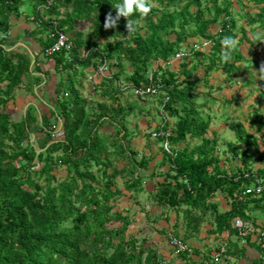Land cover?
<instances>
[{"label":"trees","instance_id":"16d2710c","mask_svg":"<svg viewBox=\"0 0 264 264\" xmlns=\"http://www.w3.org/2000/svg\"><path fill=\"white\" fill-rule=\"evenodd\" d=\"M47 1L50 0H0V264H161L156 250L146 244L145 238L138 240L131 235L125 237V225L129 223L127 218L110 214V200L122 194L121 189L115 186V179L125 176L124 167H113V162L124 161L132 167L144 168L149 161L141 158L137 162L128 144L124 147L122 143L118 144L119 149L112 153L105 151L106 143L117 145L118 142L112 140L113 135L126 139L124 128L118 124L109 136L98 135L105 118L104 112L88 114L77 92L82 80L77 77L76 68L97 67L96 62L91 63L95 58L105 65L104 59L111 57L112 52H116V56L128 63V80L133 86L144 88L148 85H161V105L164 97H168L163 111L175 118L169 132L167 120L153 130L163 131L166 135L156 139L161 142V147L167 140L170 153L161 148L162 162L159 165L167 164L168 169L162 174V181L148 194L151 204L164 213L166 210L173 211V232L178 228V220H182L186 240L179 238L184 242L197 235L204 223L213 226L211 233L215 237L225 232L239 238L233 228V220L240 218L248 222V212L264 209V195L242 194L253 184L254 176L264 188V169L253 174L250 167L252 157L248 155V150L255 138L246 134L240 125L233 128L235 141L243 143L244 147L238 149L232 143H228L227 147L233 157L241 162L242 169L228 175L215 154L216 139L205 137L210 120L202 116L200 109L203 106L192 96L195 82L190 79L191 72L183 66L180 75L184 80L180 81L172 69L160 63L181 49L189 39L205 36L211 42V47L207 52V64L200 61L205 68L204 83L207 84L206 78L213 70H223L225 81H230L237 75L238 64L246 61L238 43L231 50L230 59H222L225 48L222 39L231 36L237 40L234 33L236 22L229 11L230 3L221 7L216 0H212L213 14L207 19L203 18L197 0H194L197 8L193 12L186 8V4L180 11H163L156 20L152 18L155 12L152 7L147 16L141 17L134 12L128 18L121 16L115 27L105 28L106 18L109 14L115 17L114 7L120 0ZM190 1L150 0L166 10L170 6ZM248 1L256 8V14L247 17L246 24H257L264 29V0ZM30 2L32 24L37 25L30 31L31 35L40 36L46 32L44 41L40 42L39 52L44 54L54 42L50 35L55 29L70 35L72 50L68 54L70 60L63 50L48 56L53 60L58 74H64L66 79L65 84L59 81L54 90L61 97L58 112L51 111L49 117L41 115L38 118L32 108H27L19 121H12L4 107L12 100L14 89L23 82L27 86L37 81L38 78L33 76L36 71L41 74L35 68L37 57L32 51L28 52L24 45L19 44L17 48L8 50L18 44L16 40L9 39L12 27L10 21L12 17H18L24 4ZM128 19H143L147 23L146 31L140 33L138 24L136 31L129 32ZM82 22L91 25L86 40L82 39L77 30ZM217 23L218 31L211 34L210 27ZM189 24L193 25V30L185 32ZM176 27L181 31L176 32ZM193 53L203 56L201 52L191 51L182 61L189 60ZM150 63H154V68L157 65L150 73L151 79L147 75ZM248 82L246 80L245 84ZM105 89L101 92L115 103L113 113L127 115L129 109L122 107L120 99L112 97L110 90ZM208 89L220 90L219 87L211 86ZM51 118L56 119V123L57 120L61 121L62 140L52 141V132L56 126L50 123ZM36 124L40 125L39 132L43 135L37 141L38 146L40 149L45 148L40 153L36 152L29 141L31 128ZM249 124L264 134V110L256 113ZM194 140L199 143L175 148L185 142L192 144ZM23 143L26 145L22 147ZM55 149L62 151L60 161L66 165L71 179L81 181L79 190L74 182H62L55 187H50L48 183L41 186L34 182L32 174L36 173V163L47 161L48 153ZM44 153L46 156L42 159ZM18 161L23 164H18ZM43 171L44 167L40 169V172ZM53 179L50 177V180ZM100 180L104 181L102 187L98 186ZM139 186L140 179L134 177L127 180L123 189L137 192ZM219 193H225L231 198L230 208L226 212L218 211L214 203ZM239 194L243 196L238 198ZM163 217L167 218L165 214ZM67 220L69 226L65 227L62 224ZM117 221L122 222L121 228H106L107 222ZM171 233L167 237L173 235ZM229 250L233 257L244 255L242 249H237L236 242L229 245ZM191 251L180 254L191 256L194 252L192 248Z\"/></svg>","mask_w":264,"mask_h":264},{"label":"rangeland","instance_id":"374dc122","mask_svg":"<svg viewBox=\"0 0 264 264\" xmlns=\"http://www.w3.org/2000/svg\"><path fill=\"white\" fill-rule=\"evenodd\" d=\"M197 1L203 11V18H211L213 14L212 0ZM49 2L51 3V0ZM216 2L221 7L228 4V2L230 3V16L236 22L234 29V33L237 36L236 44L238 43V48L246 61L238 64L237 75H234L230 81H225V72L223 70L210 71L206 78L207 85L204 83L203 78L205 68L200 63L207 64L208 62L209 56L207 52L209 51L208 47H211V44H209L205 51L201 52L203 56H200L198 53L191 54L189 60L182 61L181 63L177 62V65L174 64L172 72L178 76L180 81L184 80L183 76L180 75L183 66L186 67V71L191 72L190 79L195 82L192 96L200 106H203L200 109L202 116L210 120L209 129L205 137L216 139L215 154L220 160V166L226 170L228 175L235 174L237 169H242L241 162L233 157L227 147L228 143L234 144L238 149L244 147L243 143L235 141L233 131L236 125H240L246 134L255 138V142L248 150V155L252 157L250 164L251 172L256 174L259 170L264 169V134L251 127L249 121L256 113H262L264 110V29L260 28L257 24H246L247 17H254L256 14V8L251 1L216 0ZM186 4V8L190 12H193L197 8L194 0L189 3L177 4L174 7L170 6L167 10L160 7L157 3H152L155 8L152 18L156 20L157 16L163 11L170 12L173 9L180 11ZM30 5L31 2L24 4L20 8L18 17H12L10 21L12 27L9 33L13 37L11 36L9 39L11 41L16 40L18 44L8 49L12 50L14 47L17 48L19 44H22L28 52L32 51V54L37 57L35 59V68H38L41 74L36 73L37 71L33 74V76L38 78L37 81L34 80L32 82L33 85L26 86L25 82H23L22 85L14 89L12 100L4 107V111L12 121H19L27 108H32L38 118L41 115L49 117L51 111L56 110L58 112V104L61 101V97L56 95L54 90L59 81L62 84L66 83L64 74H58L55 70L53 60L39 52L41 47L40 42L44 41L46 32L40 36L31 35L30 31L33 30L36 24H32L33 17H30L31 15L29 14ZM179 21L178 19L177 22ZM138 24L140 26V33L145 32V25L147 23L142 19L139 20ZM175 29L176 32L181 31L179 27ZM77 30L82 35V39L86 40L91 32V25L87 22H82L77 26ZM184 30L185 32H191L193 25L189 24ZM217 31L218 23L212 25L209 30L211 34ZM67 36L70 38V35ZM189 41L199 43L207 40L205 36H196L189 39ZM100 43L101 45L103 44V42ZM116 54V52H112L111 57H106L104 59L105 65L100 64L97 60L98 58H95L91 60V63L96 62L98 64L97 67L76 68L77 77L82 80L77 92L86 112L93 115L103 111L105 115L98 135L103 137L109 136L113 132L114 126L118 124L123 126L126 133V139L120 138L116 134L113 135L112 140L118 143L115 146H111L110 142L106 143L105 151L112 153L116 149H119L118 144L122 143V147L128 144V149L133 153V158L137 162L141 158H143L142 160H146V162H150H147L144 168L132 167L130 164H125L124 161L113 162V167L120 169L124 167L125 176L121 179H115V186L121 189L122 194L118 198L110 200L112 206L110 214L116 217L127 218L129 223L125 225V237L131 235L138 240L145 238L146 244L156 250L161 264H214L209 255L212 247H209L208 244L213 242L216 245L218 243H214L215 240H212V237L206 236V232H208L207 223L202 224L197 235H193L192 238L186 241L187 244L192 246L191 248L194 251L191 256L176 253L168 244L167 236L171 232L174 236L186 240L184 238L185 229L180 219L177 222L178 228L173 232L171 226L174 217L173 211L166 210L164 213L159 207L150 202L149 192H152L157 183L162 181V174L168 169L167 164L159 165L162 162L161 148L163 145L161 147V142L152 137L151 134L165 120L169 124L167 129L169 132L175 118H171L164 111H161L160 97L154 99L146 96H134L132 88L136 86H133L128 80V74L130 73L128 63L122 57L116 56ZM197 61L198 63L196 64ZM153 68L154 63H150L147 67L149 71L147 73L148 76H150ZM99 69L103 71L98 73ZM246 80L249 81L247 84H245ZM209 86L211 88L219 87L220 90L210 91L208 89ZM104 87L106 88L105 90H110L112 97L120 99L122 107L129 109L127 115L120 116V114L113 113L115 103L112 101V98H108L106 94L101 92ZM55 121L56 119H50V123L56 126V129L52 132V141H59L63 139L61 135V121L57 120V123ZM39 129L40 125H33L29 137V141L37 153L43 152L45 149H40L37 143L42 135ZM198 143L199 141L194 140L192 144L191 142H185L184 145L180 144L175 148L181 149L185 145L191 146ZM25 145L26 143H23L22 147ZM48 154L47 161L36 163V173L32 174L34 182H37L41 186H46L45 184L48 183L50 187H55L62 182H74L78 185L79 190L81 181L72 180L66 169V165L60 161L62 151L55 149ZM45 156L46 154L44 153L42 159ZM18 164H23V162L18 161ZM42 167H44V171L40 172ZM93 170L95 171L96 168H93ZM108 172H110V169ZM97 176L99 177L98 173ZM50 177L54 179L50 180ZM134 177L140 179V186L137 192L123 189V185L127 180L129 181L130 178ZM103 183V180L98 181V186L102 187ZM242 196V194L241 196L239 194L238 198ZM216 198L219 203V211L226 210L228 205H230L231 198L227 194L219 193ZM161 212L163 213L161 214ZM258 213L263 217L264 209L258 211ZM164 214L167 216L166 219L163 217ZM62 225L68 227L69 221L63 222ZM122 226L121 221L106 223V228L109 230H116ZM246 238L248 237H239V240L242 241V244H246ZM243 257L245 256L243 255ZM228 261L230 264H235L231 260Z\"/></svg>","mask_w":264,"mask_h":264},{"label":"built area","instance_id":"2783aa9c","mask_svg":"<svg viewBox=\"0 0 264 264\" xmlns=\"http://www.w3.org/2000/svg\"><path fill=\"white\" fill-rule=\"evenodd\" d=\"M50 3L49 1H47ZM42 8L39 10L41 11ZM42 12V11H41ZM45 20V17H44ZM55 24V23H53ZM55 35V37L53 36ZM50 37L54 38V42L45 50L44 54L46 56H51L52 54L58 53L60 51H65L67 53V59L70 60L68 54L72 50V42L69 39V37L58 30H54L53 34L50 35ZM211 44L210 41H202L199 43H193L189 40L185 42L182 45V48L179 49L177 52H175L172 56H170L166 61L160 62L162 65H165L169 70H171L174 67V64L177 65V62H180L191 53V51L195 52H203L205 51L206 47ZM209 48V47H208ZM9 50V49H8ZM104 65V64H103ZM157 65H155L156 69ZM100 68V67H99ZM103 70L99 69L98 73H101ZM149 79L152 78L151 74L148 76ZM133 94L134 96H146L148 98H158L161 97L163 92L161 91V85L157 84L155 86L148 85L144 88H136L133 87ZM168 100V97L165 96L164 100L162 102V105L160 107L161 111H163V105ZM152 137H166L163 132H152ZM163 149L166 153H170V148L168 146L167 140L163 143ZM172 154V153H171ZM245 176H248L246 174ZM242 194H251L255 196L264 195V188L261 184V181L254 176V182L251 186L247 187ZM233 228L237 231V236L242 237H248L249 241L254 243L258 249V257H257V263L256 264H264V221L260 225L254 227L250 223L243 221L240 218H236L233 220ZM168 244L172 249L175 250L176 253H182V252H188L191 253L190 246L182 241L180 238L175 237L173 235H170L168 237ZM212 263L214 264H221L222 262H227L229 257L227 255L226 250V242L219 243L218 249L211 254Z\"/></svg>","mask_w":264,"mask_h":264},{"label":"crops","instance_id":"0c3cea01","mask_svg":"<svg viewBox=\"0 0 264 264\" xmlns=\"http://www.w3.org/2000/svg\"><path fill=\"white\" fill-rule=\"evenodd\" d=\"M11 36L12 35L10 34V37ZM181 144L184 145L183 143H181ZM214 203L218 207L219 203L217 202V198L214 199ZM229 208H230V205H228V208L226 210L220 211V212H226V211L229 210ZM218 211H219V207H218ZM247 215L250 218L249 219L250 222L248 221V223H250V224L252 223L254 227L260 225L264 221V216L262 217L258 212L254 211V210L248 212ZM173 221H174V217H173ZM173 221H172V223H173ZM207 225H208V228H207V231L208 232H206V236L208 235V236L212 237V240H215L214 243L215 242L218 243L216 245L213 244V242H211V244H208L209 247H212L210 249V251H209L210 257H211V254H213V252L218 249L219 243L226 242V250H227V255L229 257L228 260H231V262L233 261L235 264H256L257 263L258 249H257V247H256V245L254 243H252L251 241H249L250 243L242 244V241H240L239 238H236V236H234V235H232V236L230 235L229 236L225 232L222 233L219 237L216 238L215 235L213 233H211V230H212L213 226L210 225V224H208V223H207ZM234 242H236L237 249H239V250L242 249L243 250V253H244V256L245 257H243V258L242 257H239V259H237L236 257H233L230 254V250H228V248H229V245L230 244L232 245ZM190 247H192V246H190ZM244 248H246V249H244ZM221 264H230V262L229 261L226 262V263L225 262H222Z\"/></svg>","mask_w":264,"mask_h":264},{"label":"clouds","instance_id":"9594fccd","mask_svg":"<svg viewBox=\"0 0 264 264\" xmlns=\"http://www.w3.org/2000/svg\"><path fill=\"white\" fill-rule=\"evenodd\" d=\"M152 3L150 0H120L119 3L115 5L116 14L113 17L111 14L105 20V28L115 27L121 16L130 17L134 12L140 14L141 17L147 16V14L152 10ZM139 21L129 20L127 22V28L129 32L137 30ZM222 45L225 46L222 52V59L228 61L230 59L231 50L236 46V40L234 37L226 36L221 41Z\"/></svg>","mask_w":264,"mask_h":264}]
</instances>
